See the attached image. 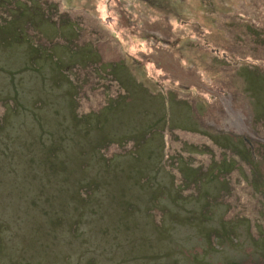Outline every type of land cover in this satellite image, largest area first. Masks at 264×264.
Instances as JSON below:
<instances>
[{
  "label": "rangeland",
  "instance_id": "obj_1",
  "mask_svg": "<svg viewBox=\"0 0 264 264\" xmlns=\"http://www.w3.org/2000/svg\"><path fill=\"white\" fill-rule=\"evenodd\" d=\"M0 264H264V0H0Z\"/></svg>",
  "mask_w": 264,
  "mask_h": 264
},
{
  "label": "trees",
  "instance_id": "obj_2",
  "mask_svg": "<svg viewBox=\"0 0 264 264\" xmlns=\"http://www.w3.org/2000/svg\"><path fill=\"white\" fill-rule=\"evenodd\" d=\"M5 5H7V3H5ZM144 184H145V183H144ZM257 189L259 190V188H257ZM219 223H221V220L219 221ZM227 229H228L227 226H223L222 224H220V227L217 228V229H215V231H216L217 234H223L224 231H226ZM205 244H206V246L208 247V244L206 243V240H205V243H203V247L205 246ZM207 250H208V249H207ZM188 255H189V253H188ZM190 256L193 257L192 254H191Z\"/></svg>",
  "mask_w": 264,
  "mask_h": 264
}]
</instances>
